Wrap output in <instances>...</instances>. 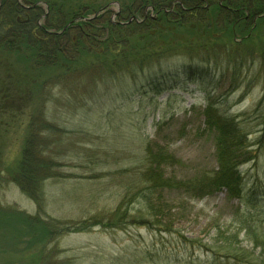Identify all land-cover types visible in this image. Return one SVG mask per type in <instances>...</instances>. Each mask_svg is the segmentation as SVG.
Segmentation results:
<instances>
[{"label": "rangeland", "instance_id": "374dc122", "mask_svg": "<svg viewBox=\"0 0 264 264\" xmlns=\"http://www.w3.org/2000/svg\"><path fill=\"white\" fill-rule=\"evenodd\" d=\"M38 1L48 11L52 1ZM53 1L64 12L91 17L108 7L113 18L121 3H130ZM150 16L161 18L154 10ZM262 24L211 38L195 34L196 23L169 26L173 37L158 44L171 56L159 64L147 57L143 71L131 63L135 54L105 63L92 55L72 67L60 61L42 68L27 53L0 49V264H227L226 245L258 264L260 250L251 240L264 236ZM186 64L198 66L200 75L175 73L156 81L158 88L149 81L160 66L174 71ZM210 102L246 136L252 158L240 168L243 201L225 191L203 199L152 194V202L158 197L171 208L159 225L144 195L153 166L148 149L162 148L176 159L162 166L165 177L189 180L212 172L215 144L203 115ZM26 154L45 165L40 210L12 182ZM56 222L89 227L42 239L43 227L54 232ZM95 222L100 224L93 227Z\"/></svg>", "mask_w": 264, "mask_h": 264}, {"label": "trees", "instance_id": "16d2710c", "mask_svg": "<svg viewBox=\"0 0 264 264\" xmlns=\"http://www.w3.org/2000/svg\"><path fill=\"white\" fill-rule=\"evenodd\" d=\"M51 1L47 2L48 11H45L38 0H0V49H7L15 55L27 53L26 59L42 68L56 67L60 61L68 64L65 67H72L81 58L92 55L97 61L105 63L109 57L118 61L129 59L131 54H135V60L131 63L143 71L147 57L159 58L150 59V62L159 64L165 55L171 56L168 46L158 44L159 40L169 43L168 37H173V33L166 32L169 26L183 29L187 24L196 23L198 29L194 30L195 34L211 38L222 31L229 30L234 34L237 30L243 32L264 23V0H130L129 4L121 3V10L115 18L108 7L101 8L91 17L80 11L64 12L58 6V1ZM152 9L161 18L151 17ZM135 17L142 19L139 22ZM233 24L237 26L234 31ZM153 40L157 43L153 50H149L148 45L151 46ZM134 65L129 67L130 72H135L131 71L135 70ZM198 69L194 64H186L174 71H165L160 66V71L155 69L150 74L149 81L158 88L156 81L160 79L165 80L175 73L198 77L201 73ZM208 104L203 115L206 130L211 133L215 144L216 167L212 172L189 180L165 177L162 166L173 165L176 159L163 152L162 148H158L157 152L152 146L148 149V159L153 166L148 171L150 186L144 195L149 213L159 225L171 209L160 205L161 198L158 197H162L165 191L183 192L189 198L198 199L213 197L225 191L229 199L243 201L240 168L252 158L251 152L247 151L246 136L235 119L221 115L214 103ZM44 168L45 165L37 164L26 154L20 172L12 180L25 196L37 204L39 210L43 199L40 174L46 173ZM152 194L158 195L155 203L152 202ZM37 220L39 223L40 219ZM99 224L95 222L92 226ZM248 224V221L243 222L242 230L245 233L251 231ZM87 227L89 225L72 226L56 222L54 232L43 227L44 235L41 238L84 231ZM230 237L237 239V235ZM251 241L260 250L256 262L264 264V236ZM221 249L225 251L224 260L227 264H250L244 260V253L232 249L230 245Z\"/></svg>", "mask_w": 264, "mask_h": 264}, {"label": "flooded vegetation", "instance_id": "af4514ba", "mask_svg": "<svg viewBox=\"0 0 264 264\" xmlns=\"http://www.w3.org/2000/svg\"><path fill=\"white\" fill-rule=\"evenodd\" d=\"M153 10V9H152Z\"/></svg>", "mask_w": 264, "mask_h": 264}]
</instances>
